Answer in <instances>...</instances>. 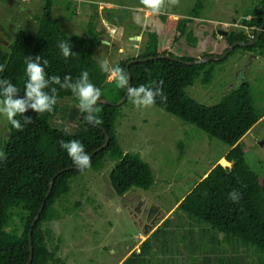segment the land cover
<instances>
[{"label": "trees", "instance_id": "obj_1", "mask_svg": "<svg viewBox=\"0 0 264 264\" xmlns=\"http://www.w3.org/2000/svg\"><path fill=\"white\" fill-rule=\"evenodd\" d=\"M60 2L65 3L63 9L69 16L67 20L75 16V11H70L71 0H45L37 19L36 34L19 30L6 50H0V65L5 66L0 79L11 81L19 90L15 98H23L27 80L26 58L40 56L41 63L48 61L45 66L47 77L58 76L63 82L65 76H70L75 82L82 72L87 71L90 82L101 90L99 100L117 103L127 86L119 88L115 81H108V73L101 70L95 58V49L103 46V31L89 22L84 35H67L59 20L52 15L53 8ZM195 2L187 17L171 21L172 45L181 40L197 42L194 25L200 19L203 1ZM263 17L264 0H260L255 7L243 12L239 22L256 36ZM165 20L166 17H162V21ZM250 34L242 30L233 31L227 34L225 41L228 46L234 42L248 43L252 41L249 40ZM61 41L72 47L73 54L68 58L63 57L58 47ZM160 45L161 38L151 32L138 55L117 60L113 66L118 65L127 74L126 65L131 60L159 55L174 57L167 48L160 53ZM236 48L264 53V29L253 46H238L233 51ZM176 58L186 62L201 59L189 56ZM212 63L185 65L170 59H157L133 63L128 67L131 87L154 82L158 86L163 81L167 100L162 103L157 97L155 105L224 143L229 151L223 158L231 163V167H223L216 161L177 201L178 205L169 217L146 235L139 251L131 252L122 264H264V180L259 182L258 175L249 167L241 143L260 124L264 112L256 110L250 86L245 81L211 106L202 105L188 96L186 89L192 87L196 80H200L202 85L210 84L214 73ZM53 87L57 89V102L51 112L41 114L28 109L23 116L15 118L23 123L24 117H31L32 122L23 125V130H16L9 123L6 134H3L0 145V152L4 154L0 158V264L27 263L28 231L42 204V212L32 231L31 264L61 263L56 254L60 247L52 246V230L47 225L63 219L58 209L60 200L71 191V182L77 176L89 171L100 172L112 163L108 178L118 196L125 195L132 188L147 191L154 184L149 164L138 154L125 153L119 144L114 128L119 107L98 104L94 114L102 123L92 126L72 91L51 84L45 91L50 93ZM63 98H70L73 104L62 105L60 101ZM130 100L128 96L123 104ZM62 108L61 119L70 121L66 129L58 130L52 124L54 119H60L56 115ZM104 131L109 135L108 145L91 157V166L83 171L76 168L67 151L60 146V141L77 140L90 155L104 144ZM65 169L68 170L54 179L46 197L51 178L57 171ZM251 176L255 177L253 181H250ZM233 191H237L240 197L238 202L229 199ZM155 224L153 222L152 227Z\"/></svg>", "mask_w": 264, "mask_h": 264}, {"label": "rangeland", "instance_id": "obj_2", "mask_svg": "<svg viewBox=\"0 0 264 264\" xmlns=\"http://www.w3.org/2000/svg\"><path fill=\"white\" fill-rule=\"evenodd\" d=\"M71 1L70 11H75L72 19L67 20L69 16L63 9V2L52 10L61 29L67 35H84L88 23L92 22L103 31L104 38L103 46L95 49V58L99 64L107 59L113 65L117 60L138 55L151 32L161 38L159 52L167 48L173 58L220 57L229 47L225 41L228 33L242 30L250 34L239 19L260 0H202L200 19L194 25L197 42L181 40L174 45L171 43V21L187 17L196 0H179L177 5L165 0L159 13H154L142 0ZM44 4L45 0H0V50H6L19 30L36 34L37 19ZM110 13L120 17L118 23L109 18ZM162 17L166 20L162 21ZM254 36L250 34L249 40L253 41ZM229 54L226 60L225 57L213 61L214 73L209 85L196 80L186 93L198 103L211 106L245 81L250 86L256 110L263 113L264 53L236 48ZM108 81L111 80L108 78ZM60 103L72 105L73 101L63 98ZM63 113L62 108L56 115L60 119H54L53 128L64 130L69 126L70 119H61ZM260 121L253 132L241 140L246 161L258 175L259 182L264 180V117ZM9 123L6 116L0 115V145ZM114 128L122 150L138 154L149 164L154 184L147 191L132 188L118 196L108 178L112 163L100 172L89 171L73 179L71 191L58 205L63 219L47 225L52 230V246L60 247L56 252L61 260L59 264H122L131 252L139 251V245L135 244L144 238L145 218L140 214L141 205L149 210L156 204L163 216L216 161L223 167H231V163L222 159L229 149L224 143L156 105L137 108L132 100L122 104ZM253 178L251 176L250 181ZM165 218L155 220L153 229Z\"/></svg>", "mask_w": 264, "mask_h": 264}, {"label": "clouds", "instance_id": "obj_3", "mask_svg": "<svg viewBox=\"0 0 264 264\" xmlns=\"http://www.w3.org/2000/svg\"><path fill=\"white\" fill-rule=\"evenodd\" d=\"M168 2L171 5H177L179 0H168ZM142 3L154 13H159L164 7L165 0H142ZM58 47L64 58L73 54L72 47L66 42L61 41ZM26 64L27 80L24 85L23 98H15L18 96L19 90L11 81L0 79V115L6 116L13 128L23 130V125L32 122L31 117H24L23 123L15 118L17 115L23 116L28 109L41 114L53 110L57 102V89L53 87L50 89V93L46 92L45 89H48L50 84L59 85L62 89H70L77 97L81 111L87 114V121L93 125L102 123L94 114V106L101 96V90L90 82L87 71L82 72L75 82H72L70 76H65L61 82L58 76L47 77L45 66L48 61L43 60L41 63L40 56H36L34 59L26 58ZM100 67L103 72L108 73L109 80L115 81L117 87L125 88L128 85V76L123 68L111 65L107 59L100 62ZM4 70L5 66L0 65V72ZM128 96L137 108L155 105L157 97H160L162 103L167 100V96L163 92V81H160L158 86L154 82L151 85L129 87ZM60 146L67 151L68 156L79 170L83 171L91 166V158L79 141H60ZM3 157L4 154L0 152V158ZM239 198L237 191H233L229 195V199L233 202H238Z\"/></svg>", "mask_w": 264, "mask_h": 264}, {"label": "water", "instance_id": "obj_4", "mask_svg": "<svg viewBox=\"0 0 264 264\" xmlns=\"http://www.w3.org/2000/svg\"><path fill=\"white\" fill-rule=\"evenodd\" d=\"M109 18L113 22H116V23H118L119 20H120L119 16H117L115 14H112V13L109 14ZM263 29H264V17H263L262 22H261V24H260V26H259V28L257 30L256 38L252 42H248V43H246V42H234L228 47V49L220 57H205V58H202V59L195 60L193 62L182 61V60L173 58V57L168 56V55H159V56H156V57H148V58H144V59L131 60L126 65L127 76H128V85H127V89L125 91L124 96L117 103H113V102H111L109 100H106V99H100V100L97 101V104L94 106V109H95V107L98 104L119 107L126 101V99L128 97V88L131 87V76H130L129 69H128L130 64L137 63V62H146V61H151V60H157V59H170V60H173V61H177V62L183 63L185 65H199V64H205V63H208V62H211V61H220V60H223L229 53H231L233 51V49L235 47H237V46H242V47L252 46L257 41L259 36L262 34ZM89 124H91V123H89ZM91 125L93 126V124H91ZM104 136H105L104 144L101 147H99L98 149H96L95 151H93L89 155L90 158L108 145V143H109V135L107 134L106 131H104ZM76 168H78V166H76ZM66 170H68V169L57 171L55 173V175L51 178L50 183H49V189H48V192L46 194V197L49 195V193L51 191L54 179L59 174L63 173ZM42 208H43V204L41 205V208L38 211L37 215L34 217L32 223L30 225L29 231H28L29 259H28L26 264H31V262H32V257H33L32 231H33V228H34L36 222L39 219L40 213L42 212ZM155 210H156L155 207L152 206L147 212V215H146V218H145V223H144V230H143V233H144L145 236L148 235V233H150L149 231H151V229H152V223L154 222V217L153 216H154Z\"/></svg>", "mask_w": 264, "mask_h": 264}, {"label": "crops", "instance_id": "obj_5", "mask_svg": "<svg viewBox=\"0 0 264 264\" xmlns=\"http://www.w3.org/2000/svg\"><path fill=\"white\" fill-rule=\"evenodd\" d=\"M249 133H251V132H249ZM228 150H229V149H227L226 152H228ZM226 152H225V153H226ZM224 155H225V154H224ZM224 155H223V156H224ZM222 159H224V158H222ZM220 160H221V159H220ZM220 160H219V161H220ZM211 168H212V167H211ZM211 168H210V169H211ZM210 169H209V170H210ZM198 181H199V180H198ZM181 199H182V198H181ZM177 205H178V202L176 201L175 204H174V206H173L168 212L164 213L163 216H161V209H160V207H158V205H156V204H153V206H154L155 209H156L155 212H154V216H153V217H154V222H155V220H157L158 218H162V217H164V216L167 217V216H168V215H169V214H170V213L176 208ZM140 209H141V213H140V214L145 218V216H146V214H147V213H146V210H147L148 208H147L145 205H141V208H140ZM160 216H161V217H160ZM155 218H156V219H155ZM152 229H153V227H152ZM153 230H154V229H153ZM153 230H152V231H153ZM150 233H151V232H150ZM145 237H146V236L144 235V238H145Z\"/></svg>", "mask_w": 264, "mask_h": 264}, {"label": "built area", "instance_id": "obj_6", "mask_svg": "<svg viewBox=\"0 0 264 264\" xmlns=\"http://www.w3.org/2000/svg\"><path fill=\"white\" fill-rule=\"evenodd\" d=\"M144 240V238H141L138 243L135 244V246L140 245V243Z\"/></svg>", "mask_w": 264, "mask_h": 264}]
</instances>
